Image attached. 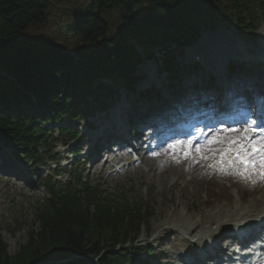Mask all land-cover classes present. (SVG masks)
Wrapping results in <instances>:
<instances>
[{
	"label": "trees",
	"instance_id": "16d2710c",
	"mask_svg": "<svg viewBox=\"0 0 264 264\" xmlns=\"http://www.w3.org/2000/svg\"><path fill=\"white\" fill-rule=\"evenodd\" d=\"M68 1L65 9L53 0H0V141L27 160L37 158L42 116L80 117L88 96L100 101L116 91L103 77L129 82L142 60L138 45L150 57L147 42L187 44L201 24L244 32L264 26V0ZM82 185L50 188L34 211L37 229L13 255L0 236V264L130 261L154 208Z\"/></svg>",
	"mask_w": 264,
	"mask_h": 264
},
{
	"label": "bare ground",
	"instance_id": "6f19581e",
	"mask_svg": "<svg viewBox=\"0 0 264 264\" xmlns=\"http://www.w3.org/2000/svg\"><path fill=\"white\" fill-rule=\"evenodd\" d=\"M235 29L239 31L237 28ZM233 37V33H228L226 31L213 37L207 36L206 33L203 32L202 36L197 41L198 43L196 42L197 44L195 43L192 46V48L199 49L201 51L200 53H203L204 57L208 56L210 58V54L211 58L215 59V63L217 64L218 69L212 68L208 64H206V66L207 68L216 71V75L214 77L221 87H224L218 80V76L222 69L221 67L225 65L227 58H231L233 53H238V51H240L241 44L243 47L248 46V43H242V41L234 42L232 40ZM261 45L263 44L260 43L259 45L260 56L263 53L264 49V47L261 49ZM147 46L151 47L150 51H152V49L156 47V45L154 46V44H151L149 42H147ZM237 58L243 57L237 56ZM196 79L197 77H194L193 81L195 83L198 82V80ZM249 85L250 84H247V86ZM214 87H217V85ZM246 88V86L240 88L239 92L234 93L236 92L235 88L232 89V86H229L227 97H225L222 93L217 94L218 96L215 95L212 99L203 101L201 106H199L197 101L192 102L189 101L188 98H186L181 101L182 108L180 110V113L182 112V110H184L185 113L183 115L179 114V120H185V114L193 115L196 110H200V113L196 115L195 122L204 120L205 123L206 121H208V123H214L216 120H225L230 125L232 123H237L236 126L232 128L239 129L240 131L236 133H230V138L239 136L240 132H242L244 129L242 123L247 121L249 118L254 117L253 108L257 106V102L255 104L251 101H249L248 105H245L242 108L238 106V96L240 94L249 96L248 94H250V91H246ZM215 92L217 91L212 90L210 92H207L206 87L203 86L198 95H208ZM254 93L257 94L258 92ZM259 96H262V93L259 94ZM193 98H195L194 95L191 96V99ZM219 102H222L223 109L221 112H218L217 115H215V117L211 120L208 115L214 112L215 105ZM235 112L238 114L235 115L234 118L233 116ZM170 113L172 112L169 111V113H167L165 117ZM166 120L168 119L163 120V125L164 127L170 128V125H167ZM106 123L108 126H112L118 123V120L113 115L107 118ZM153 129L158 130V125L153 126ZM165 130L166 128H161L160 132H155L150 135V137H148L147 142H145L146 153L144 155V160L148 165H153L155 154L151 153V149L149 148L148 144L149 142L153 141L159 142V145L161 146L158 147L157 153L162 154L170 163L171 171L175 179L173 185L178 184V180L184 174L182 167L184 165H187V173L190 174V178L187 180V184L192 186V191L196 195V198H198V201L197 209L195 212L193 210L190 211L188 206L186 207V209H179L178 205H176L169 208L167 214L161 219V221L156 222L157 224L155 223L154 229L158 231V234L152 242L155 245L157 244V250L164 252L165 255L168 256L173 253L175 255L174 264H186L185 260L188 258H192L194 259L193 262H196L197 260H201L202 257L205 256L206 251H208L209 253L211 252L210 249L215 247L216 243H218V239L227 235L226 233L228 232H226V229H236L238 231H241L243 235H246L248 233L249 226L257 227L258 225L264 224V182H259L255 176L249 175L247 171L243 170V167L238 166L236 169L229 168L223 175L222 180L216 182V185L219 186L220 189H223L224 181H229L230 186L236 189L235 192L237 194V197H234L231 193L222 190H218V192L215 194L213 190L210 189L207 185L202 184L205 181H211L212 178L208 176L209 172H211V174H216V172L220 168H216L215 166L213 168H205V165L203 163L205 159H202L201 155L198 154L195 150L197 147L203 146L205 149L203 154H207V156L209 157L208 160L214 159L215 156H220L213 155L212 152L207 151L208 146L206 145V143L199 146H191V155L188 158H185L183 155L179 154V148L181 146L185 148L188 146L185 143H181V145L178 147V152L173 154L166 148V139H164L163 133ZM217 133H223V135L226 136V134L229 132H211L210 137L216 135ZM98 137V135L95 137H91V140ZM252 138L255 140L254 137ZM221 145H223L224 147L226 146L224 144ZM84 146L85 144H83V147ZM90 152V148H88L84 152L83 156L85 158H90ZM4 159L5 157L3 158L0 156L1 161H3ZM13 163L14 162L6 160V175H9L8 171L10 172L19 170V167ZM106 167V165H102V169H105ZM211 168L212 170L208 172V169ZM237 173H243V175L237 176ZM202 186L206 188L204 189L206 190L204 195L200 194V189ZM209 196H214L215 199L211 200L209 199ZM190 236L192 238H195L196 236L198 239L195 241L190 240ZM221 246L223 252L224 250L225 252H228V250H230V248L232 247L231 244H221ZM175 249H180V252L174 251ZM216 257L217 255L214 256V258ZM188 262L189 264L191 263V261Z\"/></svg>",
	"mask_w": 264,
	"mask_h": 264
},
{
	"label": "rangeland",
	"instance_id": "374dc122",
	"mask_svg": "<svg viewBox=\"0 0 264 264\" xmlns=\"http://www.w3.org/2000/svg\"><path fill=\"white\" fill-rule=\"evenodd\" d=\"M54 3L60 8H69L70 3L68 0H53ZM54 18V17H53ZM227 30V28L222 27L221 25H217L216 27L210 29L208 28L206 31L207 36H217L220 33H224L222 30ZM229 30V29H228ZM233 31V30H231ZM228 32V31H226ZM230 33V32H228ZM236 37L242 38L243 43H248L250 53L246 54L249 57L260 52V43L264 42V30L259 31L258 34H251L247 36L240 35L238 32L233 31ZM232 38L233 40L236 39ZM213 39V38H212ZM217 39V38H216ZM205 41V40H204ZM191 49H183L178 50L176 55V61H181V65H183V71H180V78L182 79L181 85H184L189 79L190 82L193 81V77L197 75L198 71L192 72V61L193 58L190 53V50L199 51L196 48ZM165 58H154L151 61L147 62L146 65H141L138 70H144L146 74V78L143 81H146L150 86L153 87L155 84L149 83V74L147 75L148 65L155 67H162L164 64ZM253 63V61H250ZM142 67V68H141ZM225 68V67H224ZM164 79V78H163ZM143 81L137 85V87H142ZM163 82V80L161 79ZM168 84V83H167ZM136 87V88H137ZM166 85V90H167ZM122 95L120 96V100L117 103H122L124 97L127 99L136 97V92L133 90V86L129 88H120ZM116 103V105H117ZM101 115V118L104 117V114L98 113ZM78 123L69 122L67 124L68 127L79 128ZM84 130V127L82 128ZM53 129H50V134ZM2 143V142H1ZM79 146V145H78ZM8 152V150H6ZM10 153V152H8ZM17 157V156H15ZM65 158H69L70 156H65ZM10 160L13 157L10 155ZM8 161V159H6ZM4 160L2 163H4ZM157 164V163H156ZM43 166L40 164L34 165L33 167L29 166L33 170H36L39 174V179H45L46 172L50 169V164L46 161L43 162ZM73 166V165H72ZM97 166V165H96ZM95 166V167H96ZM80 167L82 173L87 172V179L90 181V186L92 188L99 189L104 191L107 196H110L114 199H119L120 197H127L128 199L137 202V201H147L149 205L153 207V215L154 218L150 223L148 231H146L141 236V242L144 245H148L153 252L151 256L152 261L150 263L160 264V259H163L161 264H171V260L166 258V255H163L161 252H158L155 245L152 244V241L156 237L155 223L161 221V219L167 214L169 208L178 205L179 209L185 208L188 206L190 211H196L197 209V199L196 195L192 191V186L187 184V180L190 178V174L187 173V165H184V174L178 180V184L173 185V173L171 171L170 163H167L165 168L158 170L155 167V163L153 162L152 169H149L145 164H140L138 167L133 169H127L125 174L123 175H110L105 176L104 173H100L99 169H92V163L85 162H77L73 168L76 169ZM97 167H100L98 164ZM155 168V169H154ZM183 168V167H182ZM72 167L62 174V177H59L61 182H65L70 179V173ZM23 170L28 171L25 167L20 170L12 173V175H6V173H0V236L2 240L8 246V252L10 255H13L17 251H19L20 246L26 244L29 234L31 231L37 229L38 221L34 214V210L36 209L37 201L41 200L42 197L46 195V190L39 187L37 183L41 185L40 180L36 179L31 180L30 183H24L20 178V173L23 174ZM111 172L109 168L107 173ZM106 173V175H107ZM25 177V173L23 174ZM29 179V178H28ZM58 180V178H56ZM214 180V181H213ZM219 179L212 178L213 182H216ZM207 183V185L213 189L215 193L218 192V188L213 186V182ZM225 188L222 191L230 192L233 196L236 197L234 189L229 186L228 182L224 183ZM205 187H201L200 194L204 195L206 190ZM211 200L214 199L213 196L209 197ZM151 220V219H150ZM157 224V223H156ZM15 228V229H14ZM148 235V238L145 236Z\"/></svg>",
	"mask_w": 264,
	"mask_h": 264
},
{
	"label": "snow or ice",
	"instance_id": "6c2138e0",
	"mask_svg": "<svg viewBox=\"0 0 264 264\" xmlns=\"http://www.w3.org/2000/svg\"><path fill=\"white\" fill-rule=\"evenodd\" d=\"M229 133H236L240 131L236 128L226 129ZM256 131H264V129L259 128H244L240 132L239 136L236 137H227L223 133H217L214 136H211L206 140L207 151L212 152L213 155L220 156L221 165L224 164L225 157H229L230 164H239L243 166L244 170L247 171L249 168H259L260 175L264 176V140L257 142L255 141L251 133ZM224 144L226 147L220 148L216 147L213 149L214 145ZM168 150L173 154L178 152V144L173 143L168 145ZM198 154L201 155L202 159H208V156H205L203 152L205 151L203 146L197 147L195 150ZM179 154L183 155L185 158H188L191 155V144L186 148L180 147ZM243 174V173H241Z\"/></svg>",
	"mask_w": 264,
	"mask_h": 264
}]
</instances>
